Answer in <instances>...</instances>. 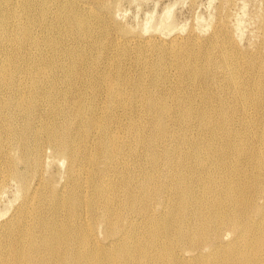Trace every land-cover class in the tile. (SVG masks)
<instances>
[{
	"label": "bare ground",
	"instance_id": "obj_1",
	"mask_svg": "<svg viewBox=\"0 0 264 264\" xmlns=\"http://www.w3.org/2000/svg\"><path fill=\"white\" fill-rule=\"evenodd\" d=\"M120 1L0 0V264H264V54Z\"/></svg>",
	"mask_w": 264,
	"mask_h": 264
},
{
	"label": "rangeland",
	"instance_id": "obj_2",
	"mask_svg": "<svg viewBox=\"0 0 264 264\" xmlns=\"http://www.w3.org/2000/svg\"><path fill=\"white\" fill-rule=\"evenodd\" d=\"M119 10L118 21L141 39L149 36L167 40L170 37L184 38L191 34L204 40L211 35L213 25L225 24V19H227L228 30L236 49L234 54L239 55V66L243 73L248 68L246 53L262 51L261 53L264 54L261 29L264 21L262 0H121ZM219 12L226 18L218 19ZM70 45L71 41L67 39L62 46L69 47ZM98 46L100 45L94 40H89V48L93 47L90 48L91 52L89 50L91 69L97 67L95 60L99 53L102 55L101 64L115 63L117 58L114 49H98ZM198 59L202 60V57ZM171 74L170 79L164 84L167 88L177 80L174 70ZM257 85L264 86V81ZM253 92H256V89ZM251 117L254 118L253 115ZM11 192L6 194L0 203V213H5L6 210L8 213L11 212L12 207L16 205V202H12L14 205L10 203L13 201V191Z\"/></svg>",
	"mask_w": 264,
	"mask_h": 264
}]
</instances>
